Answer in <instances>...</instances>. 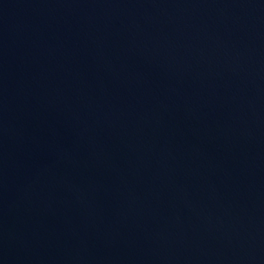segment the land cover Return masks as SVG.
I'll list each match as a JSON object with an SVG mask.
<instances>
[{"label":"water","instance_id":"water-1","mask_svg":"<svg viewBox=\"0 0 264 264\" xmlns=\"http://www.w3.org/2000/svg\"><path fill=\"white\" fill-rule=\"evenodd\" d=\"M0 264H264V0H0Z\"/></svg>","mask_w":264,"mask_h":264}]
</instances>
